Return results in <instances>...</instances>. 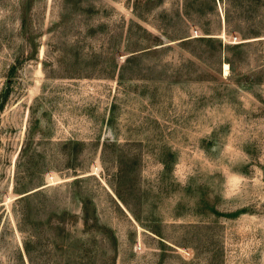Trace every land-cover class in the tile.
<instances>
[{"label":"rangeland","instance_id":"rangeland-1","mask_svg":"<svg viewBox=\"0 0 264 264\" xmlns=\"http://www.w3.org/2000/svg\"><path fill=\"white\" fill-rule=\"evenodd\" d=\"M0 264H264V0H0Z\"/></svg>","mask_w":264,"mask_h":264},{"label":"bare ground","instance_id":"bare-ground-1","mask_svg":"<svg viewBox=\"0 0 264 264\" xmlns=\"http://www.w3.org/2000/svg\"><path fill=\"white\" fill-rule=\"evenodd\" d=\"M227 70H228L227 66H226V65H224V67H223V72H224V74H226V73H227Z\"/></svg>","mask_w":264,"mask_h":264}]
</instances>
